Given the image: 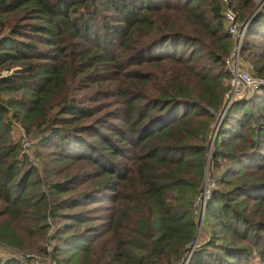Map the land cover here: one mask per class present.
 Listing matches in <instances>:
<instances>
[{
    "label": "trees",
    "instance_id": "16d2710c",
    "mask_svg": "<svg viewBox=\"0 0 264 264\" xmlns=\"http://www.w3.org/2000/svg\"><path fill=\"white\" fill-rule=\"evenodd\" d=\"M227 0L264 79V3ZM222 0H0V247L57 264H172L230 74ZM226 108L209 235L187 264H264V86ZM23 133L15 138L11 128ZM19 127V128H20ZM26 138L27 140L22 139Z\"/></svg>",
    "mask_w": 264,
    "mask_h": 264
},
{
    "label": "built area",
    "instance_id": "2783aa9c",
    "mask_svg": "<svg viewBox=\"0 0 264 264\" xmlns=\"http://www.w3.org/2000/svg\"><path fill=\"white\" fill-rule=\"evenodd\" d=\"M224 8L222 11L225 28L227 33L231 38V45L227 55L223 59L224 68L230 74V87L224 93L226 98L233 96V94H252L260 87L264 86V79L260 77L252 76L246 69L241 66L240 60V48L242 45V40L246 30V26L249 18L243 23L236 21L234 13L227 6V0H222ZM264 3V0H258L254 12L261 7ZM238 92V93H237ZM227 104L220 106L221 111L215 112V121L212 123V132L211 135H208V145L206 152L210 154V148L215 136L216 129L221 121V118L224 115V111ZM21 133H23L20 127ZM215 186L214 177L210 174H204L200 186L193 198V209H194V221L195 224L203 217L204 207L207 198L211 193V189ZM194 236L190 239L181 250L179 255L172 264H187L188 260L193 252V250L199 245L198 241L195 242ZM20 264H57L56 261L50 260L47 262H42L34 253H22L18 255Z\"/></svg>",
    "mask_w": 264,
    "mask_h": 264
},
{
    "label": "rangeland",
    "instance_id": "374dc122",
    "mask_svg": "<svg viewBox=\"0 0 264 264\" xmlns=\"http://www.w3.org/2000/svg\"><path fill=\"white\" fill-rule=\"evenodd\" d=\"M227 55V54H226ZM240 56V60H241V66L246 69L249 73V65L247 63V61L244 60V58H242L241 55ZM226 83L228 84L229 83V87H230V78L226 80ZM259 89L256 90L255 92H253L252 94H233V96L228 97L226 98L224 95H223V98H222V103H221V106L225 104H227V108L229 107V105H231L233 102L235 101H248V99L254 95V94H259ZM238 93V92H237ZM222 108H217V111L220 112ZM226 110V108H225ZM216 111V112H217ZM225 113V111H224ZM215 121V119H214ZM213 121V122H214ZM20 126L16 123H13L12 125V128H11V132H12V135L17 138L19 137V135H21V131H20ZM211 132H212V126L210 127V131H209V134L211 135ZM22 139H23V136H22ZM23 140H27L26 138H24ZM209 143V141H208ZM209 156L210 154L209 153H205V160H204V170H203V173H202V176H201V179L203 178L204 174L206 173L207 175H210L211 172L213 171V169L211 168L210 166V162H209ZM197 224H195V233H194V240L195 242L198 241V243H200L203 239H205L209 234L207 232H204V228H205V224L203 222V219L199 220L198 222H196ZM27 253H34L43 263L44 262H47L49 259L47 258L46 255L44 254H37L36 252H27ZM0 256H4V257H9V256H12V252L5 249V248H0ZM253 264H261L260 261L256 260L254 258L253 260Z\"/></svg>",
    "mask_w": 264,
    "mask_h": 264
},
{
    "label": "crops",
    "instance_id": "0c3cea01",
    "mask_svg": "<svg viewBox=\"0 0 264 264\" xmlns=\"http://www.w3.org/2000/svg\"><path fill=\"white\" fill-rule=\"evenodd\" d=\"M0 248H2V247H0ZM3 249V248H2Z\"/></svg>",
    "mask_w": 264,
    "mask_h": 264
}]
</instances>
